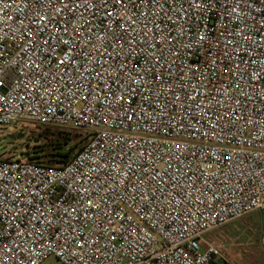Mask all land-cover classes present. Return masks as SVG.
Returning a JSON list of instances; mask_svg holds the SVG:
<instances>
[{"label":"built area","instance_id":"built-area-1","mask_svg":"<svg viewBox=\"0 0 264 264\" xmlns=\"http://www.w3.org/2000/svg\"><path fill=\"white\" fill-rule=\"evenodd\" d=\"M29 121L91 136L0 156V264H242L206 234L264 214V0H0V125Z\"/></svg>","mask_w":264,"mask_h":264},{"label":"rangeland","instance_id":"rangeland-1","mask_svg":"<svg viewBox=\"0 0 264 264\" xmlns=\"http://www.w3.org/2000/svg\"><path fill=\"white\" fill-rule=\"evenodd\" d=\"M28 127H15L13 125H0V156L6 158H25V151L32 146L35 135L44 124L29 121ZM63 130H73L85 136V142L90 138L91 130L75 126L49 125ZM259 223V224H258ZM255 224L256 230L248 231L246 234L238 235L232 233V228ZM264 214L254 212L227 224L219 226L208 232L207 236H214L218 242L226 248L242 264H264ZM232 226L231 229H226ZM43 264H62L55 256L48 257Z\"/></svg>","mask_w":264,"mask_h":264},{"label":"trees","instance_id":"trees-1","mask_svg":"<svg viewBox=\"0 0 264 264\" xmlns=\"http://www.w3.org/2000/svg\"><path fill=\"white\" fill-rule=\"evenodd\" d=\"M85 136L73 130H63L49 125L41 126L35 135V143L25 151V158L28 161L45 165H64L86 145L89 139L85 142ZM231 227L227 226L226 229L229 230ZM258 228L255 224L247 228L234 226L232 233L243 235L246 234V229L252 232ZM263 228L264 224H262Z\"/></svg>","mask_w":264,"mask_h":264},{"label":"snow or ice","instance_id":"snow-or-ice-1","mask_svg":"<svg viewBox=\"0 0 264 264\" xmlns=\"http://www.w3.org/2000/svg\"><path fill=\"white\" fill-rule=\"evenodd\" d=\"M121 2H122V0H121ZM201 39H203V37H201ZM61 63H63V61H61ZM121 99H123V97H121Z\"/></svg>","mask_w":264,"mask_h":264},{"label":"crops","instance_id":"crops-1","mask_svg":"<svg viewBox=\"0 0 264 264\" xmlns=\"http://www.w3.org/2000/svg\"><path fill=\"white\" fill-rule=\"evenodd\" d=\"M257 212H259V211H257ZM259 213H261V212H259Z\"/></svg>","mask_w":264,"mask_h":264}]
</instances>
